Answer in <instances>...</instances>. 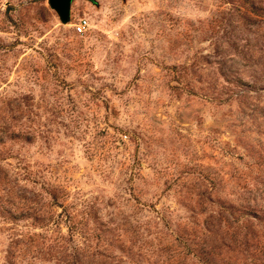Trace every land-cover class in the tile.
Masks as SVG:
<instances>
[{
	"label": "rangeland",
	"instance_id": "1",
	"mask_svg": "<svg viewBox=\"0 0 264 264\" xmlns=\"http://www.w3.org/2000/svg\"><path fill=\"white\" fill-rule=\"evenodd\" d=\"M0 264H264V0H0Z\"/></svg>",
	"mask_w": 264,
	"mask_h": 264
},
{
	"label": "water",
	"instance_id": "2",
	"mask_svg": "<svg viewBox=\"0 0 264 264\" xmlns=\"http://www.w3.org/2000/svg\"><path fill=\"white\" fill-rule=\"evenodd\" d=\"M51 10H53L62 24H67L70 20L71 4L74 0H47ZM90 1V0H88Z\"/></svg>",
	"mask_w": 264,
	"mask_h": 264
},
{
	"label": "built area",
	"instance_id": "3",
	"mask_svg": "<svg viewBox=\"0 0 264 264\" xmlns=\"http://www.w3.org/2000/svg\"><path fill=\"white\" fill-rule=\"evenodd\" d=\"M88 28V22L85 19H80L75 25L74 29L77 34L84 33Z\"/></svg>",
	"mask_w": 264,
	"mask_h": 264
}]
</instances>
